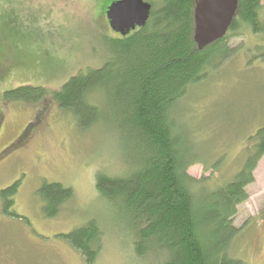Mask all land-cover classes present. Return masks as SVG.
Here are the masks:
<instances>
[{
    "label": "rangeland",
    "instance_id": "374dc122",
    "mask_svg": "<svg viewBox=\"0 0 264 264\" xmlns=\"http://www.w3.org/2000/svg\"><path fill=\"white\" fill-rule=\"evenodd\" d=\"M109 1L115 2L0 0V39L7 21L21 23L19 30L5 29L4 33L32 53L27 63L16 66L11 65L9 52L1 58L7 60L8 73L0 66V113L4 117L0 154L35 123L40 110L45 112L27 142L0 159V194L22 181L15 205L22 218L4 215L0 203V264H86L64 236L93 221L103 233L95 264L158 261L151 255L137 256L132 229L102 201L96 189L99 173L121 177L131 171L120 134L103 123L80 130L73 115L52 101L37 107L2 102L4 92L20 86L55 92L72 77L103 66L109 58V39L119 37L107 23L108 9L105 14L102 9ZM145 1L153 6L161 2ZM260 17L264 24V4ZM229 45L234 56L192 88L173 115L191 150L190 157L200 161L188 173L197 180L207 178L209 188L234 179L247 158L250 138L264 127V32L244 31L243 36L231 37ZM96 97H92L93 103H107ZM254 175L255 182L247 188L249 199L239 206L235 217V225L243 231L231 253L245 264H264V158ZM45 182L74 191L73 199L56 218H46L42 212L38 192Z\"/></svg>",
    "mask_w": 264,
    "mask_h": 264
},
{
    "label": "trees",
    "instance_id": "16d2710c",
    "mask_svg": "<svg viewBox=\"0 0 264 264\" xmlns=\"http://www.w3.org/2000/svg\"><path fill=\"white\" fill-rule=\"evenodd\" d=\"M116 1L102 7L104 14ZM263 4L264 0H239L227 36L199 51L194 41L195 0H161L158 6L152 5L144 27L109 39V58L100 68L72 77L55 92L25 85L1 95L4 104L37 107L52 101L73 115L80 130L103 123L120 134L131 171L121 177L99 173L96 189L102 201L132 229L135 252L141 259L151 255L158 259L156 264H245L231 253L243 231L235 225V217L239 206L249 199L247 188L255 182V171L264 158V127L250 138L247 158L234 179L209 188L207 178L197 180L188 173L200 161L190 157L191 150L173 115L192 88L234 56L231 37L249 30L264 32ZM107 23L110 25L109 20ZM4 27L19 30L21 23L10 20ZM5 29L0 39L6 45H0V66L8 73L4 67L7 60H1L5 51L15 64L32 53L14 43ZM94 95L107 103H93ZM44 114L40 110L35 123L0 154V159L27 142ZM3 118L0 113V128ZM21 185L22 181L16 182L0 194L2 212L8 217L22 218L15 212ZM38 196L44 217L51 219L73 199L74 191L60 183L45 182ZM102 237L94 221L64 236L81 252L86 264L98 259Z\"/></svg>",
    "mask_w": 264,
    "mask_h": 264
},
{
    "label": "water",
    "instance_id": "95a60500",
    "mask_svg": "<svg viewBox=\"0 0 264 264\" xmlns=\"http://www.w3.org/2000/svg\"><path fill=\"white\" fill-rule=\"evenodd\" d=\"M238 8L239 0H195L194 41L199 51L227 36ZM151 11L144 0H121L110 6L107 16L114 32L127 35L144 27Z\"/></svg>",
    "mask_w": 264,
    "mask_h": 264
},
{
    "label": "flooded vegetation",
    "instance_id": "af4514ba",
    "mask_svg": "<svg viewBox=\"0 0 264 264\" xmlns=\"http://www.w3.org/2000/svg\"><path fill=\"white\" fill-rule=\"evenodd\" d=\"M108 21V20H107ZM27 59H28V57L26 58V60L24 61L25 63H27ZM21 63V64H25V63ZM21 64H15L14 62H11V65H13V66H16V65H21Z\"/></svg>",
    "mask_w": 264,
    "mask_h": 264
}]
</instances>
